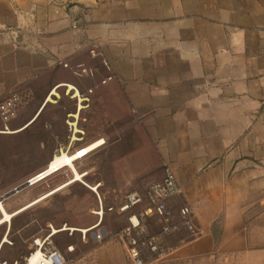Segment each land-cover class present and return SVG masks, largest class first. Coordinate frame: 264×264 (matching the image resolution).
Returning <instances> with one entry per match:
<instances>
[{
    "label": "crops",
    "instance_id": "obj_1",
    "mask_svg": "<svg viewBox=\"0 0 264 264\" xmlns=\"http://www.w3.org/2000/svg\"><path fill=\"white\" fill-rule=\"evenodd\" d=\"M69 65L116 90L146 183L175 175L196 230L176 249L264 264V0H0V101Z\"/></svg>",
    "mask_w": 264,
    "mask_h": 264
},
{
    "label": "rangeland",
    "instance_id": "obj_2",
    "mask_svg": "<svg viewBox=\"0 0 264 264\" xmlns=\"http://www.w3.org/2000/svg\"><path fill=\"white\" fill-rule=\"evenodd\" d=\"M101 74L99 70L93 75L85 66L54 68L23 94L16 117L8 123L9 131L1 132L0 121V195L45 168L60 148L65 151L68 147L72 153L103 139L87 156L74 162L76 169L85 173L82 181H74L28 206L72 178L71 169L64 167L4 199L9 212L25 208L0 225V241L3 235L8 240L0 246L1 258L22 263L33 247V239L55 230L51 240L64 255V264H134L126 239L116 236L126 224V213L117 207L133 190L143 196V202L135 208L146 204V188L154 182L146 181L157 177L159 168L151 146L126 123V110L118 107L116 90L104 86ZM49 94L38 117L24 129L14 131L26 124ZM95 185L97 189L92 190ZM129 185L138 187L127 188ZM100 205L102 216L96 213ZM171 221H178L173 214ZM162 225L159 218L149 217V235L158 234ZM183 238L189 236L181 230L159 237L157 243L163 254L143 249V264H244L230 255H182L176 247ZM68 246L73 249L68 250Z\"/></svg>",
    "mask_w": 264,
    "mask_h": 264
},
{
    "label": "built area",
    "instance_id": "obj_3",
    "mask_svg": "<svg viewBox=\"0 0 264 264\" xmlns=\"http://www.w3.org/2000/svg\"><path fill=\"white\" fill-rule=\"evenodd\" d=\"M22 95L19 92H10L5 98L0 101V121L3 124V131L8 130V123L17 115ZM74 117V116H73ZM61 149L58 151L60 153ZM66 152H70L65 150ZM73 156L75 159H81L87 156L90 151L86 152L83 146L74 150ZM40 173L30 177L26 185H33L41 180ZM180 191L173 172L166 168L163 176L158 181L150 183L146 188L148 202L138 208L143 202V196L140 192L133 190L125 194L123 201L117 207L121 213H126V224L120 228L116 236L125 238L127 244V252L134 264H143L141 253L143 249H147L153 253L163 254L160 250L157 240L159 237L176 231L180 225H183L191 234H195L196 230L190 221V210L188 206H181L179 214L181 221L172 222V213L168 209L167 202L169 199L176 196ZM5 194L0 195L1 204L4 203ZM101 211L96 213L102 216V206H99ZM155 216L162 220L163 225L160 232L156 235H149L147 219ZM51 232L44 237H35L33 239V247L31 251L23 258L22 263L18 260L9 262L0 257V264H64V255L56 248L51 240ZM72 246H68V250H72Z\"/></svg>",
    "mask_w": 264,
    "mask_h": 264
},
{
    "label": "bare ground",
    "instance_id": "obj_4",
    "mask_svg": "<svg viewBox=\"0 0 264 264\" xmlns=\"http://www.w3.org/2000/svg\"><path fill=\"white\" fill-rule=\"evenodd\" d=\"M71 88H73L76 93L77 90L72 86L69 85ZM55 90V87L53 89H51L50 94ZM50 94L47 96V98L44 100L45 102L50 98ZM35 119V116L32 117V119L30 121H28L26 124H24L22 127H20L17 130L14 131H19L23 128H25L28 124H30L33 120ZM9 130L6 131H1V132H7ZM103 143V139L99 138L95 141H92L91 143L85 145L83 148L86 152L93 150L94 148L98 147L100 144ZM77 159H75V156H73V153H68L65 151H61L59 154H55L47 163V165L45 166V168H43L42 170H40L38 173H40V178H42L41 180L47 178L48 176H50L51 174L59 171L60 169L64 168V167H68L71 169L73 176L71 179H69L68 181L64 182L63 184H61L60 186H57V188L39 196L38 198L33 199L30 203H28L27 205L30 206L40 200H42L43 198H45L46 196L50 195L51 193L55 192L56 190L74 182V181H82V176L85 173H80L76 167L74 162ZM39 180V181H41ZM38 182V181H37ZM92 190H96L97 186H91ZM27 207V206H26ZM25 207H19L18 209L14 210L13 212H9L7 211V209L5 208V206L3 204H1V209H0V213H1V217H0V225L3 224L4 222H10L12 217H14L16 214H18L19 212H21ZM55 230H52L51 234H54ZM2 244L3 242L8 241L7 240V236L3 235L2 239ZM0 241V242H1Z\"/></svg>",
    "mask_w": 264,
    "mask_h": 264
},
{
    "label": "water",
    "instance_id": "obj_5",
    "mask_svg": "<svg viewBox=\"0 0 264 264\" xmlns=\"http://www.w3.org/2000/svg\"><path fill=\"white\" fill-rule=\"evenodd\" d=\"M25 186H26V183H22V184H20V185H18V186H16V187H14L10 192H8V193L5 194V197H7V196H9L10 194H12V193H14V192H16V191H18V190L24 188Z\"/></svg>",
    "mask_w": 264,
    "mask_h": 264
}]
</instances>
